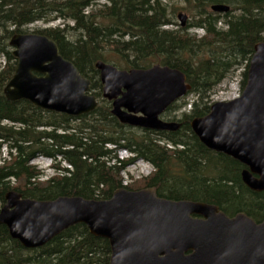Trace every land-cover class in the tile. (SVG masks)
I'll return each instance as SVG.
<instances>
[{
  "label": "trees",
  "instance_id": "trees-1",
  "mask_svg": "<svg viewBox=\"0 0 264 264\" xmlns=\"http://www.w3.org/2000/svg\"><path fill=\"white\" fill-rule=\"evenodd\" d=\"M183 2L193 20L181 28L163 0H0V146L7 148L0 162V207L9 191L43 201L59 196L106 200L118 188L155 187L159 197L212 204L228 217L242 212L256 223L262 220L264 191L249 190L240 177L246 167L207 149L189 122L208 113V95L237 66L244 68L242 91L253 46L264 41V0ZM212 4H226L230 10L212 12ZM55 20L60 23L32 32L52 39L59 54L90 80L89 92L98 106L78 117L3 95L16 63L9 37L28 32L35 22ZM191 27L204 35L190 36L186 30ZM98 60L118 69L160 64L184 73L193 96L189 109L167 116L187 104L173 102L162 114L163 120L178 121L179 129L154 131L119 123L110 114V102L101 96L94 67ZM120 149L129 157L119 159L115 152ZM37 156L51 160L53 175L44 178L30 164ZM135 160L148 162L152 170L124 185L120 172ZM109 257L108 241L91 235L84 224L65 229L35 249L23 248L0 225V264H109Z\"/></svg>",
  "mask_w": 264,
  "mask_h": 264
},
{
  "label": "water",
  "instance_id": "water-1",
  "mask_svg": "<svg viewBox=\"0 0 264 264\" xmlns=\"http://www.w3.org/2000/svg\"><path fill=\"white\" fill-rule=\"evenodd\" d=\"M229 9L210 6L215 13ZM176 17L183 27L186 16ZM8 45L16 63L3 87L7 100H27L72 117L96 109L90 80L59 54L52 39L14 33ZM94 67L101 96L119 123L154 131L179 128L161 115L190 90L184 73L160 64L118 69L101 60ZM190 128L207 149L246 167L240 177L249 190L264 191V41L253 46L240 95L212 103L206 115L190 121ZM76 224L108 241L109 264H264V217L259 223L242 212L228 217L216 205L159 197L155 187L118 188L106 200L59 196L43 201L9 191L0 207V225L26 249L42 247Z\"/></svg>",
  "mask_w": 264,
  "mask_h": 264
},
{
  "label": "rangeland",
  "instance_id": "rangeland-1",
  "mask_svg": "<svg viewBox=\"0 0 264 264\" xmlns=\"http://www.w3.org/2000/svg\"><path fill=\"white\" fill-rule=\"evenodd\" d=\"M102 1H99L101 3ZM163 2L167 5L168 13L172 15V18L174 21L179 25L177 14L183 13L186 16V23L192 22L193 18L191 13L186 9V4L183 2V0H163ZM234 15L238 14V11L233 12ZM60 23V20L53 21L48 24H44L42 22H35L34 24L30 25L28 27V32H32L33 30L37 28H43L47 26H55ZM177 28L175 26H169V28ZM217 27H221V25L217 24ZM184 28V27H181ZM186 32L190 36H195L196 38H200L204 35V31L199 28L191 27L186 30ZM8 42V41H7ZM1 46V45H0ZM9 46V45H8ZM11 48V47H10ZM4 58L0 54V65H3ZM116 67V66H115ZM243 66L239 68H235L219 85L215 87V89L212 91V93L208 96V103L209 106L217 101H228L233 98H236L240 95V80H241V72L243 71ZM193 96L191 93H188L177 100V104H180L182 102H186L187 104L184 107H181L175 111L170 110V112H167V116H178L181 112L187 111L189 109V104L192 102ZM161 118L163 119L162 115ZM180 118V117H178ZM7 148L4 146H0V162L4 157H6ZM115 155L119 159H126L129 157V154L123 150H117L115 152ZM31 165H34L38 170H40L43 173V177H49L54 174V169L52 167L51 160L49 158L43 157V156H37L30 162ZM61 165L66 166V164L61 163ZM152 170V167L148 164L141 163L140 160H135L132 163L125 166V168L120 172V175L123 179V184L133 183L135 180H138L141 177H144L150 173Z\"/></svg>",
  "mask_w": 264,
  "mask_h": 264
},
{
  "label": "bare ground",
  "instance_id": "bare-ground-1",
  "mask_svg": "<svg viewBox=\"0 0 264 264\" xmlns=\"http://www.w3.org/2000/svg\"><path fill=\"white\" fill-rule=\"evenodd\" d=\"M230 10V9H229ZM219 14H223V13H219ZM55 21H57L58 22V20H55ZM53 22V21H52ZM58 25V24H57ZM180 25V24H179ZM186 25H184L183 27H185ZM181 27V26H180ZM258 43V42H257ZM11 52H12V49H11ZM252 55H253V53H252ZM252 55H251V57H252ZM251 57H250V59H251ZM250 59H249V62H250ZM249 62H248V66H249ZM238 67V66H237ZM236 67V68H237ZM171 68V67H170ZM248 69V68H247ZM247 74V73H246ZM209 96V95H208ZM192 120V119H191ZM165 121H167V120H165ZM175 122H178V121H175ZM179 123V122H178ZM189 126H190V122H189ZM179 129V128H178ZM191 129V128H190ZM192 131V130H191ZM110 147V146H109Z\"/></svg>",
  "mask_w": 264,
  "mask_h": 264
}]
</instances>
